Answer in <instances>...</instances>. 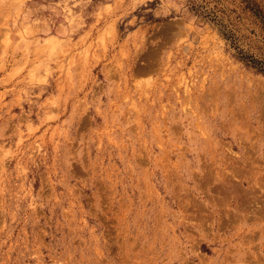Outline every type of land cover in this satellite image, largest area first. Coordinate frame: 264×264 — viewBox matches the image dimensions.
<instances>
[{
	"label": "rangeland",
	"instance_id": "rangeland-1",
	"mask_svg": "<svg viewBox=\"0 0 264 264\" xmlns=\"http://www.w3.org/2000/svg\"><path fill=\"white\" fill-rule=\"evenodd\" d=\"M264 0H0V264H264Z\"/></svg>",
	"mask_w": 264,
	"mask_h": 264
},
{
	"label": "trees",
	"instance_id": "trees-1",
	"mask_svg": "<svg viewBox=\"0 0 264 264\" xmlns=\"http://www.w3.org/2000/svg\"><path fill=\"white\" fill-rule=\"evenodd\" d=\"M252 65H254L256 68H258L261 71H264V63L263 62H257L256 60H250Z\"/></svg>",
	"mask_w": 264,
	"mask_h": 264
}]
</instances>
